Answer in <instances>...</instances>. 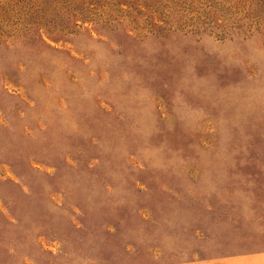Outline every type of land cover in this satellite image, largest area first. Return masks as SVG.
Returning <instances> with one entry per match:
<instances>
[{"label":"rangeland","instance_id":"374dc122","mask_svg":"<svg viewBox=\"0 0 264 264\" xmlns=\"http://www.w3.org/2000/svg\"><path fill=\"white\" fill-rule=\"evenodd\" d=\"M0 264H264V0H0Z\"/></svg>","mask_w":264,"mask_h":264}]
</instances>
